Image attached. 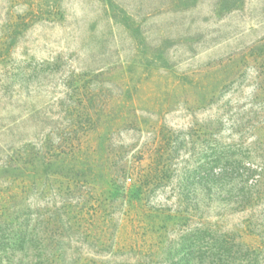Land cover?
Listing matches in <instances>:
<instances>
[{"label":"rangeland","instance_id":"obj_1","mask_svg":"<svg viewBox=\"0 0 264 264\" xmlns=\"http://www.w3.org/2000/svg\"><path fill=\"white\" fill-rule=\"evenodd\" d=\"M235 3L0 0V264L38 263L42 238V264H61L63 241L73 264H135L110 251L114 227L119 244L132 232L121 202L92 222L91 199L147 175L157 146L162 176L147 209L176 216L158 244L207 223L242 237L251 220L264 233V0ZM87 147L75 184L66 166ZM249 191L251 208L230 205L223 218L214 206L191 210L193 196ZM58 211L71 214L72 232Z\"/></svg>","mask_w":264,"mask_h":264},{"label":"trees","instance_id":"obj_2","mask_svg":"<svg viewBox=\"0 0 264 264\" xmlns=\"http://www.w3.org/2000/svg\"><path fill=\"white\" fill-rule=\"evenodd\" d=\"M235 1L237 0H221V9L230 11L231 8L236 6ZM79 115L80 114L76 115L78 120H82L89 125L90 123L92 124V116L86 115V117H80ZM96 119L98 121L99 116ZM75 133L78 134V132ZM99 145L100 144H98V146ZM104 147L105 145L98 148V151L101 153V155L103 152H108V147ZM159 149L157 146L152 151H149L152 155L150 161L151 165L147 175L138 177V179L135 181L133 180V177L126 175L125 187L121 185L114 187L115 191H102L99 200L96 198L91 199V207L94 209V213L92 214V222H94L95 219L101 218L98 212L99 210L105 208L106 212V209L110 205H113L115 202L119 201L121 202V208L123 207L122 216L126 218V222L131 221L132 223L130 230L132 232H128L129 237L127 236V240L129 242L126 241L125 244H119L117 239V233L121 223L114 227V230L111 233V236H109L108 241L110 243V251H124L129 257H132L131 255H133V258H137L135 264H264V233H260L261 235L258 234L255 230V223L251 220L242 223L241 229L244 231L242 237L240 236V231H230L225 233V231H222L220 227L215 229L207 223L196 226V228L193 230L190 229V233H184L185 236H183L181 240H172L170 242H164L161 240L158 244V236L163 235L168 230V224L170 221H174L176 219V216L174 215L156 213L157 210L154 211L150 208L147 209V203L149 202L151 194H153L155 191L146 190L157 186L158 178L162 176L161 168L158 164V157L163 155V153ZM89 152L90 147H87L83 153H80L81 156L76 157L73 155L71 158V163L66 166L68 168V176H70L71 181H73L75 184H81L87 174L88 170H86V167L89 166L88 163L90 161L89 159L91 158V156H89ZM116 154L120 156V154L117 152L115 153V158ZM138 154H140V151ZM39 155L40 154H37L36 157H39ZM145 155V152L142 153V156ZM44 156L46 155L43 154V158ZM81 157H84L88 160H83ZM107 158L108 155H105V160L102 162H106ZM117 159L121 161L119 157ZM139 159L141 161L143 158L139 157ZM43 165V170L45 173L51 170L52 165L49 160H47V163L43 160ZM56 168L58 170H62L59 169V167ZM88 174L91 176L92 172L90 171ZM113 174H115V172ZM209 181L212 182L211 186L217 182V180L214 179V176L211 177ZM129 186L130 189H128ZM253 195L254 194L252 191H249L244 192L233 199L234 197L228 194L216 195L210 193L209 195H205L202 200L193 196L189 202H192V204H190L192 208L191 210L194 214L196 213V215H199L203 205L205 207L208 206L209 208L214 206L212 207L213 209H211L214 213V216L223 218V214H226V208L230 205H235V208H251L253 204ZM183 199L188 200V197H183ZM204 201L205 203H203ZM79 211L83 213L82 209ZM55 218L57 220L56 223L64 226L67 232L73 231V226L71 225L73 218L71 214H69L66 219L65 215L61 211H58L55 215ZM142 218L144 220L148 219L147 222L145 221L147 225H144ZM158 219H160L159 223ZM135 224L136 226H134ZM136 227L141 228L142 235L138 234L139 232H137ZM102 234V238L99 239L100 242H104L106 238H108V235L106 237L105 230H102ZM146 235L149 236V238ZM138 237H142L141 240ZM67 238H69V236ZM43 239L44 238L40 240V245L44 247L45 252L40 253V255L37 257L39 259L38 263L34 262L33 264H42L41 261L43 260L41 258L44 256L47 258L45 253L47 252L48 248L43 243ZM148 242H152L155 244V246L152 247L148 245ZM59 243V248L62 249L64 253L62 259H59L61 264H73L76 261V258L72 254L73 252L70 251L71 243L65 241ZM23 244H25V241ZM51 259L56 260V255L54 253H52ZM155 260L158 262L156 263ZM20 264L31 263L20 262Z\"/></svg>","mask_w":264,"mask_h":264}]
</instances>
